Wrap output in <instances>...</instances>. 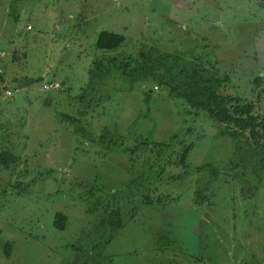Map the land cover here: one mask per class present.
I'll use <instances>...</instances> for the list:
<instances>
[{
	"label": "rangeland",
	"instance_id": "obj_1",
	"mask_svg": "<svg viewBox=\"0 0 264 264\" xmlns=\"http://www.w3.org/2000/svg\"><path fill=\"white\" fill-rule=\"evenodd\" d=\"M102 32L125 42L100 50ZM142 53L204 64L264 115V0H0V153L17 158L0 164V264H264V152L248 134L114 66L82 100L96 61ZM115 209L123 227L100 228Z\"/></svg>",
	"mask_w": 264,
	"mask_h": 264
},
{
	"label": "trees",
	"instance_id": "obj_2",
	"mask_svg": "<svg viewBox=\"0 0 264 264\" xmlns=\"http://www.w3.org/2000/svg\"><path fill=\"white\" fill-rule=\"evenodd\" d=\"M125 42V37L111 33L102 32L97 42L100 50L116 51ZM140 62L132 67L130 63L118 66L117 60L96 61L92 66L90 82L88 87L83 89L81 98L89 105L95 102L90 97L97 89V84L105 74L111 71L112 66L123 70L125 75H129L133 80L147 83L149 80L156 81L161 87H167L171 94L184 100L191 108L202 111L212 120L224 128L222 136L227 135L237 140L240 137L249 135L253 148L264 152V115L256 112L255 103L243 100L241 97L226 93L225 84L216 74L211 73L202 63L183 62L181 58L170 55H154L152 53H142ZM264 77L256 79L257 85L263 81ZM0 81L4 82V76L0 71ZM19 88H29L40 82V79L25 77L15 81ZM228 78L226 79V83ZM86 135L85 129H80ZM106 135L101 136V142H105ZM192 145L185 147L181 154V163H186ZM17 161L16 156L7 150L0 153V164L9 168ZM199 197H196L198 201ZM107 217L100 222V228L111 225L114 231L123 227L121 209L107 210ZM68 217L63 213H57L55 217V227L66 230ZM11 245H8L10 248Z\"/></svg>",
	"mask_w": 264,
	"mask_h": 264
},
{
	"label": "built area",
	"instance_id": "obj_3",
	"mask_svg": "<svg viewBox=\"0 0 264 264\" xmlns=\"http://www.w3.org/2000/svg\"><path fill=\"white\" fill-rule=\"evenodd\" d=\"M60 88V84L59 83H47L44 85V89L45 90H51V89H59ZM6 93L9 95V96H12V93L11 91H6ZM5 93V94H6ZM7 95V96H8Z\"/></svg>",
	"mask_w": 264,
	"mask_h": 264
}]
</instances>
